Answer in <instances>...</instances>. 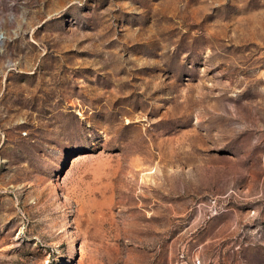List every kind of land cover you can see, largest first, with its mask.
<instances>
[{
    "label": "rangeland",
    "instance_id": "1",
    "mask_svg": "<svg viewBox=\"0 0 264 264\" xmlns=\"http://www.w3.org/2000/svg\"><path fill=\"white\" fill-rule=\"evenodd\" d=\"M0 33V264H264V0H0Z\"/></svg>",
    "mask_w": 264,
    "mask_h": 264
},
{
    "label": "clouds",
    "instance_id": "2",
    "mask_svg": "<svg viewBox=\"0 0 264 264\" xmlns=\"http://www.w3.org/2000/svg\"><path fill=\"white\" fill-rule=\"evenodd\" d=\"M23 18V13H21V19ZM0 38H3V33H0Z\"/></svg>",
    "mask_w": 264,
    "mask_h": 264
},
{
    "label": "built area",
    "instance_id": "3",
    "mask_svg": "<svg viewBox=\"0 0 264 264\" xmlns=\"http://www.w3.org/2000/svg\"><path fill=\"white\" fill-rule=\"evenodd\" d=\"M196 264H200V262H199V261H197V262H196Z\"/></svg>",
    "mask_w": 264,
    "mask_h": 264
}]
</instances>
